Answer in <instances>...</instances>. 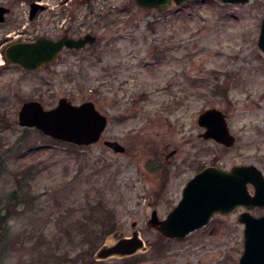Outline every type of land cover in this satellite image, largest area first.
<instances>
[{"label":"rangeland","instance_id":"rangeland-1","mask_svg":"<svg viewBox=\"0 0 264 264\" xmlns=\"http://www.w3.org/2000/svg\"><path fill=\"white\" fill-rule=\"evenodd\" d=\"M13 1L10 26L26 20L25 0ZM44 1L69 9L82 2ZM83 4L81 30H94L97 39L91 54L68 56L73 63L82 58L73 73H64L62 62L40 74L9 62L0 68V211L19 180L31 182L24 185L28 201L10 207L15 216L5 223L8 249L0 264H96L103 244L135 231L145 251L101 262L239 264L244 225L237 213L181 241L148 222L153 210L167 217L201 165L253 164L264 173V53L258 45L264 0H197L164 10L143 9L134 0ZM62 97L93 101L106 113L109 123L97 143L76 149L19 124L25 101L53 108ZM210 108L225 114L233 146L201 138L198 117ZM107 139L126 151H112ZM99 200L114 210L117 227L95 248L71 226Z\"/></svg>","mask_w":264,"mask_h":264},{"label":"water","instance_id":"water-1","mask_svg":"<svg viewBox=\"0 0 264 264\" xmlns=\"http://www.w3.org/2000/svg\"><path fill=\"white\" fill-rule=\"evenodd\" d=\"M93 0H82L83 3ZM143 9L164 10L175 5H184L196 0H134ZM206 1V0H205ZM226 3H247L251 0H220ZM6 8L0 6V22L5 20ZM258 45L264 53V18ZM97 39L86 34L79 39L63 37L53 41L46 38L36 43L15 44L7 49L6 59L21 65L25 70H39L54 61L63 46L76 49ZM19 124L22 127L36 128L53 139L77 146L97 143L108 126V117L101 113L93 101L74 104L67 97L59 99L53 108H45L38 100H31L20 106ZM198 124L205 131L201 138L212 139L231 147L235 137L230 133L225 114L216 108L203 111ZM104 145L114 152L124 153L126 148L117 140H105ZM253 185L254 193L249 191ZM245 211L239 215L244 223V251L239 264H264V214L254 216L250 211L264 207V174L255 165H235L230 170L218 166H208L189 180L178 205L165 219H159L153 210L149 225L170 239H182L192 231L205 226L216 213L230 214L238 208ZM115 242L103 244L95 253L96 260H106L114 256L129 257L145 251L147 245L138 231L130 237L115 236Z\"/></svg>","mask_w":264,"mask_h":264},{"label":"flooded vegetation","instance_id":"flooded-vegetation-1","mask_svg":"<svg viewBox=\"0 0 264 264\" xmlns=\"http://www.w3.org/2000/svg\"><path fill=\"white\" fill-rule=\"evenodd\" d=\"M14 2L15 1L12 0L10 2L0 3L1 7L7 9V12L5 14V20L3 22H0V27L2 29V33L0 36V48L3 49L2 55L4 57L7 55L6 54L7 49L11 45H15L17 43L18 44L36 43L39 39H42V38H46L48 40L50 39V40L57 42L63 37L79 39L81 37H84L86 34L94 35L93 33L94 30L92 29L86 30V32H83L81 30L82 20L80 19V16L83 11V7H87V4L84 5L81 2V3H78L75 6V8L69 9L65 6L64 2L50 4V3H46L44 0H25L24 7H26L25 8L26 10L23 14V19H26V20L19 21L18 24L16 23L15 25L10 26V23L12 22L14 14L16 12V5ZM19 17L21 18V15ZM94 43H87L81 49H76V48L69 47V46H63L58 57L54 61L50 62L49 64H45L40 69V71L39 70H36V71L35 70H25L19 64H14V63H9V64L16 65V66L19 65L25 71L40 74V73L50 71L53 68V66L62 62L64 66L67 67L64 73H73L71 66H75L76 62H81L82 58H78L76 62L73 63L69 61L68 56L69 55L80 56L85 53L91 54L93 52ZM208 166H217V165H212V164L201 165L197 168L196 173L193 175V177ZM189 180L186 183H184L185 185L181 189V198L183 195L184 188L186 187ZM255 209L264 210V207H255L252 210H255ZM243 211H244V208L240 207L233 212L235 214L236 213L238 214V220H239V215ZM227 215L228 214H221V213L214 214L205 226L192 231L187 236L189 237L190 235H192L193 232L207 227L208 224L212 222L214 219L225 217ZM217 226L218 225L216 224V226L213 229L214 233L217 232L218 230ZM184 238L178 239V240L181 241Z\"/></svg>","mask_w":264,"mask_h":264},{"label":"trees","instance_id":"trees-1","mask_svg":"<svg viewBox=\"0 0 264 264\" xmlns=\"http://www.w3.org/2000/svg\"><path fill=\"white\" fill-rule=\"evenodd\" d=\"M37 131L39 133H42L39 130ZM51 140L54 141L55 143H64L71 145L76 149L89 147V146H76L53 138H51ZM18 184L19 185L14 190V192L12 191L10 193V196L6 198L7 201L6 207L0 211V255L2 256L5 253V251L8 249V245L5 240V235L8 234L7 233L8 229L5 226V223L8 220H11L10 218L15 216L10 210V207H14V205L19 203L20 201L21 202L28 201L27 195H29L30 189L29 190L25 189L24 185L26 187L27 185H30L31 184L30 179L25 177L24 180L23 179L19 180ZM93 207L88 210V213H86L84 218H79V220L75 221L73 223V226L71 227L72 229L76 230V232H78V239L80 238L82 243H89V244L91 243V247L96 248L100 245V243H102L103 239L106 236L111 234L114 231V229H116L117 220L115 217L114 210L112 208L105 206L102 200L95 202V205ZM67 232L68 235L71 237L72 231H68L67 229ZM130 261L131 258H128L126 259L125 262H127V264H132L130 263ZM94 262H96V264H105L104 262L101 261H94Z\"/></svg>","mask_w":264,"mask_h":264},{"label":"bare ground","instance_id":"bare-ground-1","mask_svg":"<svg viewBox=\"0 0 264 264\" xmlns=\"http://www.w3.org/2000/svg\"><path fill=\"white\" fill-rule=\"evenodd\" d=\"M0 63H1V61H0Z\"/></svg>","mask_w":264,"mask_h":264}]
</instances>
